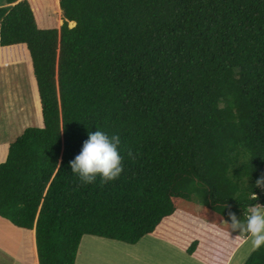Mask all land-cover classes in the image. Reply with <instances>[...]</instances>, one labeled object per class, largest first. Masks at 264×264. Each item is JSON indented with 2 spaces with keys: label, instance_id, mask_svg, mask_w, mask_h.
Segmentation results:
<instances>
[{
  "label": "trees",
  "instance_id": "obj_1",
  "mask_svg": "<svg viewBox=\"0 0 264 264\" xmlns=\"http://www.w3.org/2000/svg\"><path fill=\"white\" fill-rule=\"evenodd\" d=\"M47 3L54 29L45 0L0 7V53L27 52L40 117L1 151L0 218L38 264H76L83 237L229 264L248 235L228 213L264 206V0ZM96 128L120 136L123 171L85 185L69 162Z\"/></svg>",
  "mask_w": 264,
  "mask_h": 264
},
{
  "label": "rangeland",
  "instance_id": "obj_2",
  "mask_svg": "<svg viewBox=\"0 0 264 264\" xmlns=\"http://www.w3.org/2000/svg\"><path fill=\"white\" fill-rule=\"evenodd\" d=\"M48 1L45 0L43 26L54 29L60 25L61 13L49 7ZM3 6L5 0H0V7ZM69 27H74V23H70ZM4 52L5 54H2ZM19 52L21 54L19 56L6 51L0 53V129L3 130L0 132L2 133L0 139L8 140L6 141L8 144L14 143L23 130L40 125L27 52L25 50ZM3 63L8 65L3 66ZM260 195L264 196V191ZM249 211L250 209L247 212ZM204 226V223L200 225ZM234 232L244 235L243 230ZM139 244L128 246L103 238L83 237L76 264H181L186 260L199 264L172 246L149 237L143 238ZM148 244L151 245L147 246ZM152 244L163 247L154 248ZM153 249H158V252L154 253ZM164 253H174L181 260L174 256L166 258ZM252 253L249 237L244 238V243L233 256L234 264H245ZM36 260L33 235L13 227L7 220L0 218V264H36Z\"/></svg>",
  "mask_w": 264,
  "mask_h": 264
},
{
  "label": "clouds",
  "instance_id": "obj_3",
  "mask_svg": "<svg viewBox=\"0 0 264 264\" xmlns=\"http://www.w3.org/2000/svg\"><path fill=\"white\" fill-rule=\"evenodd\" d=\"M121 138L96 128L89 132L78 155L69 162L71 172L85 185L98 179L101 183L116 180L123 171V158L120 154ZM264 186V178L257 179L255 187ZM233 231L243 230L250 239L252 251L264 248V206L251 207L246 218L241 221L234 213H228Z\"/></svg>",
  "mask_w": 264,
  "mask_h": 264
},
{
  "label": "crops",
  "instance_id": "obj_4",
  "mask_svg": "<svg viewBox=\"0 0 264 264\" xmlns=\"http://www.w3.org/2000/svg\"><path fill=\"white\" fill-rule=\"evenodd\" d=\"M11 124V123H10ZM39 127H40V125H39ZM1 130L2 129H0V132H1ZM3 131V130H2ZM25 130H23L22 131V134H23V132H24ZM5 132V131H4ZM0 134H2V133H0ZM21 134V133H20ZM21 134V135H22ZM20 135V136H21ZM19 136V137H20ZM19 137H16V140H17V138H19ZM6 141H8V140H6V139H0V156H1V151L3 150V149H5L6 147H7V145H9ZM33 238H34V235H33ZM138 245V244H137ZM140 245V244H139ZM151 244H148L147 246H150ZM147 246H141V247H147ZM152 246L155 248H159V249H161L163 246H158L157 244H152ZM148 248V247H147ZM34 249H35V240H34ZM35 251H36V249H35ZM152 251H154V253H157L158 252V249H153ZM165 252V251H164ZM165 254V253H164ZM165 256H166V258H169V257H172V256H174L175 258L176 257H179V256H177L176 254H171V253H166L165 254ZM234 256V255H233ZM36 259H37V256H36ZM179 260H181L180 259V257H179ZM36 264H38V261L36 260ZM174 264H177V263H174ZM181 264H194V263H192V262H188L187 260H186V262H182ZM229 264H234V257H232V259L230 260V263Z\"/></svg>",
  "mask_w": 264,
  "mask_h": 264
}]
</instances>
